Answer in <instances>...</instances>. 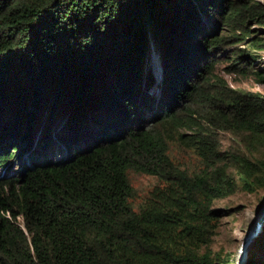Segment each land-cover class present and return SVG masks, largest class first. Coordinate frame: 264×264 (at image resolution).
Returning <instances> with one entry per match:
<instances>
[{
	"label": "trees",
	"instance_id": "1",
	"mask_svg": "<svg viewBox=\"0 0 264 264\" xmlns=\"http://www.w3.org/2000/svg\"><path fill=\"white\" fill-rule=\"evenodd\" d=\"M256 6L0 0V264H229L218 203L264 190V97L212 72L250 18L264 27ZM220 131L238 138L230 157ZM177 143L198 166L175 164ZM129 171L159 181L137 209ZM263 256L264 228L247 264Z\"/></svg>",
	"mask_w": 264,
	"mask_h": 264
},
{
	"label": "rangeland",
	"instance_id": "2",
	"mask_svg": "<svg viewBox=\"0 0 264 264\" xmlns=\"http://www.w3.org/2000/svg\"><path fill=\"white\" fill-rule=\"evenodd\" d=\"M245 1H247L248 3L253 2L257 4V6L253 8L252 12H254V14L263 15L259 16L258 19L264 20V0ZM250 20L251 22L248 25V32L246 34L250 37L245 39V42L236 43V40L230 41L231 45L229 46L230 48H228L229 52H223L222 58L225 59L214 65L212 73L215 76V79H221L226 84V86L230 87L231 89L241 92L258 93L259 95H262L264 97V82L259 81V78L257 76L249 74L247 76H241L239 74H236L235 67L238 66V64L241 62L240 60L237 61L236 66L234 65L233 67H231L233 65L231 63L233 55L232 53H235L237 55L241 54V56L245 59L241 63H245L246 65H248L249 62H251L252 67L256 71H258V73L264 74V48L259 49L258 52L255 53L253 51L254 49L251 47V43H254L253 41L256 39L258 40L256 44H259V46H264V27L258 25V23L253 19L250 18ZM240 32L241 31L239 30L230 33L225 32V35L233 34L235 37L241 38ZM222 35H224V33ZM234 42L235 47L233 48ZM249 50H252L253 53H249ZM241 51L246 52L241 53ZM244 54L248 55L244 56ZM251 54H254L256 57L252 58ZM251 58L253 59V61ZM152 63L155 66L156 72L158 74L157 81H160L161 78L159 65L154 55L152 56L151 64ZM63 109V107L56 108L53 111V117L57 118L59 115L63 114L65 112V110ZM235 138L238 140V138L230 132L220 131V137H218L220 145L219 149L223 156L228 157L229 155L230 157V154L235 153L236 145L233 141ZM29 155L30 154L28 151L23 152L20 157H17L16 161H18V164H24L28 168H30L31 163L28 160ZM172 160L176 165L188 169H191L194 166L196 167L199 164L198 159L194 155L190 154L185 147H182V145H178V143L175 144V150L174 154L172 155ZM17 167L18 165L17 163H15L14 168ZM127 175L135 194L130 203L134 209H137L146 192L150 190L154 185H157L159 181L156 177L139 174L134 171H129ZM261 198L263 199L262 202ZM263 201L264 190H261L254 194H247L239 191L235 195H231L230 197L223 199L218 203V206L225 208V210L228 209L231 212L221 220L219 232L214 239L213 248L216 250L222 247L224 249V252L229 255V264L238 263V256L243 238L253 227ZM19 222L21 223V221ZM261 233L262 231L260 232V234Z\"/></svg>",
	"mask_w": 264,
	"mask_h": 264
},
{
	"label": "water",
	"instance_id": "3",
	"mask_svg": "<svg viewBox=\"0 0 264 264\" xmlns=\"http://www.w3.org/2000/svg\"><path fill=\"white\" fill-rule=\"evenodd\" d=\"M264 227V201L258 211L256 220L253 227L249 230L248 234L243 238L237 264H246L249 252L254 245L255 240L259 236Z\"/></svg>",
	"mask_w": 264,
	"mask_h": 264
}]
</instances>
